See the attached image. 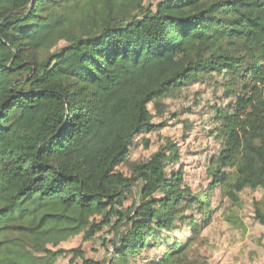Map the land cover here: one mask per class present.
Returning a JSON list of instances; mask_svg holds the SVG:
<instances>
[{"label": "trees", "instance_id": "trees-1", "mask_svg": "<svg viewBox=\"0 0 264 264\" xmlns=\"http://www.w3.org/2000/svg\"><path fill=\"white\" fill-rule=\"evenodd\" d=\"M213 73L235 101L214 108L224 147L204 166L211 185L264 190V0H0V264L66 253L76 264L79 248L59 244L103 226L119 244L79 264H135L175 221L196 232L185 211L206 209L212 190L181 187L179 167L167 174L175 146L137 161L131 213L133 179L118 166L137 134L162 126L149 104L161 114L172 91ZM254 215L264 224V193ZM189 239L173 237L148 264L177 263Z\"/></svg>", "mask_w": 264, "mask_h": 264}, {"label": "rangeland", "instance_id": "rangeland-1", "mask_svg": "<svg viewBox=\"0 0 264 264\" xmlns=\"http://www.w3.org/2000/svg\"><path fill=\"white\" fill-rule=\"evenodd\" d=\"M158 1L141 0V4L154 8ZM222 81L221 75L213 73L203 81L175 89L164 98L161 114L149 104L152 122L162 123V126L155 131L137 134L125 162L118 166L126 177L133 179V184L124 193L122 208L127 213H131L140 187L135 171L137 161L145 160L169 143L176 147L178 159L167 166V174L179 167L183 180L181 187L198 194L208 188L212 190L206 209L200 204L198 208L185 211L188 215L192 213L199 223L196 232H190L186 225L175 221L174 225L181 228L169 233L158 231L140 254L134 256L135 264H148L157 259L168 249L173 237L181 242L190 239L179 255V261L175 263L173 260L171 264H264V224L259 223L254 215V202L261 200L264 190L246 188L229 195L228 186L211 185L204 167L208 159L215 158L224 147V139L218 130L221 122L215 119L214 108H223L235 101L233 96L224 95L220 86ZM228 172V180H233L234 171L228 169ZM118 244L113 229L103 226L90 240L78 234L62 241L59 246L79 248L80 256L73 258V263L79 264L81 258L105 259ZM71 257L72 253L59 256L55 264H69Z\"/></svg>", "mask_w": 264, "mask_h": 264}]
</instances>
